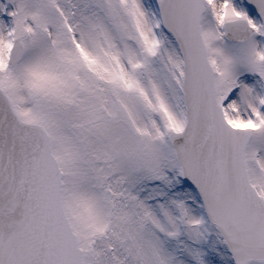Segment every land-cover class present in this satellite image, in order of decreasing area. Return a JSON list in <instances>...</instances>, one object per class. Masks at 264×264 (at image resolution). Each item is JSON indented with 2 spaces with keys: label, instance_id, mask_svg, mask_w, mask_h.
Instances as JSON below:
<instances>
[{
  "label": "snow or ice",
  "instance_id": "snow-or-ice-1",
  "mask_svg": "<svg viewBox=\"0 0 264 264\" xmlns=\"http://www.w3.org/2000/svg\"><path fill=\"white\" fill-rule=\"evenodd\" d=\"M0 264H264V0H0Z\"/></svg>",
  "mask_w": 264,
  "mask_h": 264
}]
</instances>
